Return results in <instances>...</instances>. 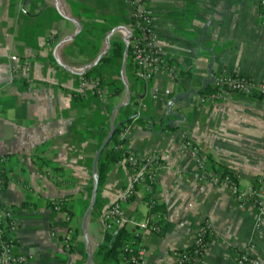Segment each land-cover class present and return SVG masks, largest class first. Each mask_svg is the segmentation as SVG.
<instances>
[{
	"label": "crops",
	"instance_id": "crops-1",
	"mask_svg": "<svg viewBox=\"0 0 264 264\" xmlns=\"http://www.w3.org/2000/svg\"><path fill=\"white\" fill-rule=\"evenodd\" d=\"M131 1L0 0V155L7 157L0 203L17 220L16 251L27 256L24 264H101L95 253L108 232L103 212L130 171L107 165L86 242L93 160L110 127L131 119L124 147L167 166L122 205L145 264H173L204 219L212 237L203 264H235L232 247L251 243L264 264V209L239 208L228 189L200 182L184 145L190 139L208 160L237 170L242 186L264 173V101L235 94L197 104L195 94L185 96L211 88L222 69L264 82L258 0H150L152 28L175 66L173 76L159 71L150 80L124 54L119 29L130 26ZM115 41L122 44L116 54ZM165 121L173 127L163 128ZM157 214V232L136 227ZM68 227L72 249L62 244ZM116 258L104 264H122Z\"/></svg>",
	"mask_w": 264,
	"mask_h": 264
},
{
	"label": "built area",
	"instance_id": "built-area-1",
	"mask_svg": "<svg viewBox=\"0 0 264 264\" xmlns=\"http://www.w3.org/2000/svg\"><path fill=\"white\" fill-rule=\"evenodd\" d=\"M149 2L150 0H132L134 9L130 26L127 29H119L122 44L124 48L127 47V61L135 74L144 80L152 79L159 71H165L172 76L175 72V66L163 46L162 36L152 28L153 15ZM261 2L264 3V0ZM212 87L211 93L194 95L197 104L225 102L235 94L264 101V82H257L225 69L212 76ZM163 93L169 94L170 91L164 89ZM127 130V126L124 127L118 138L123 139ZM184 145L189 148L195 161L197 169L194 176L200 182L228 189L239 208L249 206L258 211L264 209V173L255 175L248 185L242 186L241 176L237 170L226 169L208 160L190 139H185ZM114 149L121 151V157L116 163L128 168L130 179L120 195L103 212V226L111 234L122 227L127 228V225L131 223L122 205L136 194L138 185L146 180L153 181L156 177V170L167 167L154 157H142L126 149L123 143L114 146ZM6 160L5 155H0V192L5 187L3 167ZM56 179L60 180V177L57 176ZM52 205L54 210H60L62 200L55 199ZM65 219L68 220V217ZM160 220L161 216L157 214L142 225L136 224V227L157 232L160 229ZM17 228L18 223L12 216L11 209L0 203V264H24L28 261L24 253L17 252L15 249L13 235ZM73 236L72 228L68 227L62 238V244L66 249H72ZM133 236L121 246L126 254L121 256V263L145 264V253L139 243V232L135 230ZM211 237V223L208 219H204L191 245L177 251L176 261L173 264H203L206 247ZM232 252L235 264H260L254 255L252 243L244 247L234 246Z\"/></svg>",
	"mask_w": 264,
	"mask_h": 264
},
{
	"label": "trees",
	"instance_id": "trees-1",
	"mask_svg": "<svg viewBox=\"0 0 264 264\" xmlns=\"http://www.w3.org/2000/svg\"><path fill=\"white\" fill-rule=\"evenodd\" d=\"M258 10L262 18H264V3H262L261 0H258ZM113 44L114 48L112 52H114L115 54L120 52V50L122 49V44L120 46L118 41H115ZM212 91V86L211 88L206 87L202 91H200V94L211 93ZM175 100V98H172L171 103ZM130 121L131 119L124 120L116 126L108 143L101 152L97 162L98 185H100L104 179V172L107 165L110 162L116 163L117 160L121 157V151L114 149V146L118 145L119 143H123V139H119L118 135L122 131V129L128 125ZM172 127L173 126L171 124H168L165 121L163 128L171 129ZM134 231V229L129 230L126 227H122L113 234L107 232L104 236L103 242L99 245L95 253V255L98 257L99 263L104 264L109 259L116 258V255L119 257V259H121V256L126 255L122 251L121 246L124 242H126L127 239L134 237ZM118 257L116 258V260L118 259Z\"/></svg>",
	"mask_w": 264,
	"mask_h": 264
},
{
	"label": "water",
	"instance_id": "water-1",
	"mask_svg": "<svg viewBox=\"0 0 264 264\" xmlns=\"http://www.w3.org/2000/svg\"><path fill=\"white\" fill-rule=\"evenodd\" d=\"M109 48V41L107 42V46H106V50ZM211 53V51H210ZM124 54H127V47H125L124 50ZM189 93H193V94H197L195 91H189L186 93V97L189 95ZM177 97L182 98L181 95H178ZM170 106V103L168 104V107ZM117 125H114L112 127H110L109 129V133L107 135V137L105 138V140L103 141L102 145L100 146V148L98 149V151L95 154L94 160H93V167H92V173H93V179H94V184H93V196H92V200L91 203L89 204V206L87 207L85 214L83 216V221H82V230L84 233V237H85V241L87 242V238H86V218L89 215L90 211L92 210V207L94 205L95 202V198H96V193H97V186H98V176H97V162H98V158L101 154V152L103 151V149L105 148L106 144L108 143L110 137L112 136V133L114 131V129L116 128ZM90 258H88L89 260Z\"/></svg>",
	"mask_w": 264,
	"mask_h": 264
},
{
	"label": "rangeland",
	"instance_id": "rangeland-1",
	"mask_svg": "<svg viewBox=\"0 0 264 264\" xmlns=\"http://www.w3.org/2000/svg\"><path fill=\"white\" fill-rule=\"evenodd\" d=\"M257 1V0H256Z\"/></svg>",
	"mask_w": 264,
	"mask_h": 264
}]
</instances>
